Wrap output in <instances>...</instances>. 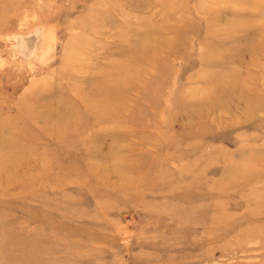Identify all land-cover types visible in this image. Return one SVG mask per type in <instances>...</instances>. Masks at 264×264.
I'll return each instance as SVG.
<instances>
[{
    "label": "rangeland",
    "instance_id": "374dc122",
    "mask_svg": "<svg viewBox=\"0 0 264 264\" xmlns=\"http://www.w3.org/2000/svg\"><path fill=\"white\" fill-rule=\"evenodd\" d=\"M0 264H264V0H0Z\"/></svg>",
    "mask_w": 264,
    "mask_h": 264
},
{
    "label": "bare ground",
    "instance_id": "6f19581e",
    "mask_svg": "<svg viewBox=\"0 0 264 264\" xmlns=\"http://www.w3.org/2000/svg\"><path fill=\"white\" fill-rule=\"evenodd\" d=\"M117 86V85H116ZM227 86L226 85H220L219 87H218V90H219V92H223L224 91V89L226 88ZM229 87V86H228ZM116 88H118V87H116ZM115 88V89H116ZM230 88V87H229Z\"/></svg>",
    "mask_w": 264,
    "mask_h": 264
}]
</instances>
